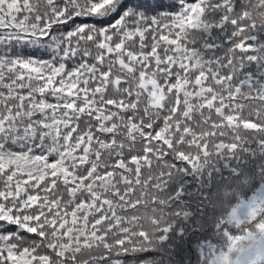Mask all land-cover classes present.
<instances>
[{"label": "snow or ice", "instance_id": "obj_1", "mask_svg": "<svg viewBox=\"0 0 264 264\" xmlns=\"http://www.w3.org/2000/svg\"><path fill=\"white\" fill-rule=\"evenodd\" d=\"M0 264H264V0H0Z\"/></svg>", "mask_w": 264, "mask_h": 264}]
</instances>
